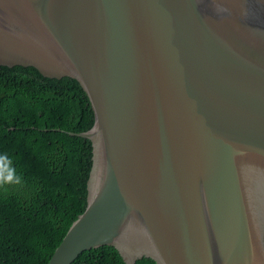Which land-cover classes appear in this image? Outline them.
<instances>
[{
  "label": "water",
  "instance_id": "obj_1",
  "mask_svg": "<svg viewBox=\"0 0 264 264\" xmlns=\"http://www.w3.org/2000/svg\"><path fill=\"white\" fill-rule=\"evenodd\" d=\"M0 0V66L81 85L86 210L47 264H264V0Z\"/></svg>",
  "mask_w": 264,
  "mask_h": 264
},
{
  "label": "trees",
  "instance_id": "obj_2",
  "mask_svg": "<svg viewBox=\"0 0 264 264\" xmlns=\"http://www.w3.org/2000/svg\"><path fill=\"white\" fill-rule=\"evenodd\" d=\"M94 121L76 80L0 66V153L13 158L23 177L20 185L0 188V264H47L86 210L93 148L69 133L87 132ZM72 264L124 263L106 246L84 252Z\"/></svg>",
  "mask_w": 264,
  "mask_h": 264
},
{
  "label": "clouds",
  "instance_id": "obj_3",
  "mask_svg": "<svg viewBox=\"0 0 264 264\" xmlns=\"http://www.w3.org/2000/svg\"><path fill=\"white\" fill-rule=\"evenodd\" d=\"M213 5L217 12L225 11V9L216 3V0H213ZM22 181L23 177L17 174L13 158L7 152L0 153V188L20 185Z\"/></svg>",
  "mask_w": 264,
  "mask_h": 264
}]
</instances>
